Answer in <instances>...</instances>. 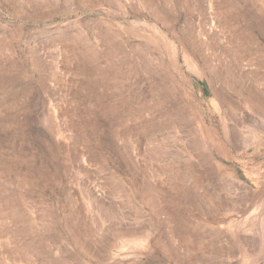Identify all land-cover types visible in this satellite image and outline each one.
Listing matches in <instances>:
<instances>
[{"label":"rangeland","instance_id":"1","mask_svg":"<svg viewBox=\"0 0 264 264\" xmlns=\"http://www.w3.org/2000/svg\"><path fill=\"white\" fill-rule=\"evenodd\" d=\"M260 105L264 0H0V264H234Z\"/></svg>","mask_w":264,"mask_h":264},{"label":"bare ground","instance_id":"2","mask_svg":"<svg viewBox=\"0 0 264 264\" xmlns=\"http://www.w3.org/2000/svg\"><path fill=\"white\" fill-rule=\"evenodd\" d=\"M148 1V0H147ZM152 12V11H151ZM263 104V103H261ZM261 112H263L264 114V107L262 105L259 106ZM229 131V130H228ZM216 134V133H215ZM231 134V133H230ZM229 134V135H230ZM228 135V134H227ZM223 136H226V131L223 133ZM231 136V135H230ZM251 136V135H250ZM235 138V135L233 136ZM198 137H194V139H197ZM192 141V140H191ZM205 141V140H204ZM201 142V141H199ZM207 146L210 147V151L213 152L212 154H215V156L221 158L222 160H228V154L224 151L221 143H219V141L213 137L212 135L208 136V141L204 142ZM234 143V142H233ZM232 143V144H233ZM192 144V143H191ZM236 144V143H235ZM199 147V146H198ZM197 147V148H198ZM202 150V149H201ZM200 151V150H199ZM202 152V151H201ZM205 152V151H204ZM203 152V153H204ZM208 152V151H207ZM201 156V155H200ZM204 156V155H202ZM208 157V155H207ZM205 159V158H204ZM209 161V159H208ZM222 164V163H221ZM209 165L208 164V168L209 169ZM215 168V167H214ZM244 168H246V170H244V177L246 179V181H248V183L251 184L252 186V190L253 193L255 194L254 196H261L264 194V159L261 160H256V159H249L247 160V162H244ZM223 169V168H222ZM210 170V169H209ZM225 170V169H224ZM214 177V176H213ZM217 182V181H216ZM219 182V181H218ZM223 188V187H222ZM224 189V188H223ZM226 189V188H225ZM189 191V190H188ZM225 192V191H224ZM191 193V192H190ZM194 195V193H193ZM183 196V195H182ZM195 196V195H194ZM197 196V195H196ZM223 197V196H222ZM226 197V196H225ZM198 198V197H197ZM214 198V197H213ZM212 198V199H213ZM199 199V198H198ZM173 201V200H172ZM230 201V199H229ZM195 202V201H194ZM197 202V201H196ZM195 202V203H196ZM215 205H220L223 206L225 204H227L226 198L224 199H215L214 201ZM231 202V201H230ZM200 203V200H199ZM172 204V203H171ZM185 204V203H184ZM198 205V204H196ZM214 205V206H215ZM178 206V205H177ZM192 206V204H191ZM199 206V205H198ZM171 208V207H168ZM175 208V207H174ZM185 208V207H184ZM194 208V207H193ZM197 208V206H196ZM199 211L201 210V207H199ZM257 208L259 209V213L256 215V218L259 220V218L261 220H259L260 222H258V224L256 225V227L254 226V233L253 236L250 238V246L252 248V252H250V254H244V248L238 251V261L237 262H233L234 264H246V263H250V264H255L261 260L264 259V198L263 201H259L257 203ZM189 209V208H188ZM198 209V208H197ZM179 210V209H178ZM179 212V211H178ZM185 212V211H184ZM183 212V213H184ZM171 213V212H170ZM168 213V214H170ZM182 213V211H181ZM187 213V212H186ZM191 213V212H188ZM197 213V212H196ZM202 213V211H201ZM204 213V212H203ZM136 214V213H135ZM158 214L157 210H154V215L156 216ZM179 215V213H177ZM137 215V214H136ZM173 213L169 216L170 218L173 219ZM181 215V214H180ZM184 215V214H182ZM186 217V216H185ZM184 217V218H185ZM190 217V216H189ZM175 218V217H174ZM166 219V218H165ZM168 219V218H167ZM178 220V219H177ZM180 221L181 218H180ZM195 221V220H194ZM244 221V220H243ZM193 222V220H192ZM181 223V222H180ZM257 223V222H256ZM166 224V223H165ZM190 224V223H189ZM188 224V225H189ZM159 225H161L159 223ZM175 225V224H174ZM177 225V224H176ZM175 225V226H176ZM193 225V223H192ZM201 226V224H198ZM182 226V224L180 225V227ZM253 226V224H252ZM133 228V227H132ZM175 228V227H172ZM194 228V227H193ZM166 229V228H165ZM185 229V228H184ZM123 231V230H122ZM136 231V230H135ZM168 231V230H167ZM166 231V232H167ZM170 231V230H169ZM181 231H183V229H181ZM188 231V229H187ZM187 231L185 233H187ZM194 233L192 232V229L190 232L193 233V235L195 234V229H193ZM130 232V231H129ZM142 232V231H141ZM140 232V233H141ZM174 230H171L170 235L167 233L162 232L160 234V236L158 238H156L154 240V243H150V246H159V248L161 249L162 253H164L165 255H167L168 257L171 258H175L174 260L178 262L179 258H178V246H176L172 240V236L175 235ZM131 233V232H130ZM182 233V232H181ZM190 233V234H192ZM180 234V233H179ZM198 234V231H197ZM196 234V235H197ZM182 236V235H181ZM191 236V235H190ZM133 237V236H132ZM189 237V236H188ZM137 238V237H135ZM180 239V238H179ZM186 239V238H185ZM188 239V238H187ZM181 240V239H180ZM179 240V242H180ZM186 241V240H185ZM183 240V242H185ZM187 243V241H186ZM189 243V242H188ZM179 244V243H178ZM188 247V246H187ZM232 252V251H231ZM235 252V251H234ZM189 253V252H188ZM167 257V258H168ZM181 258V257H180ZM186 258V257H185ZM187 261V260H186ZM212 261V260H211ZM189 262V261H188ZM184 263V262H183ZM231 263V262H230Z\"/></svg>","mask_w":264,"mask_h":264}]
</instances>
